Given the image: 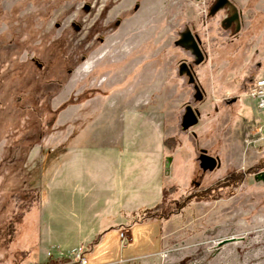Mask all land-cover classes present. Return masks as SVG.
Listing matches in <instances>:
<instances>
[{"label":"rangeland","instance_id":"1","mask_svg":"<svg viewBox=\"0 0 264 264\" xmlns=\"http://www.w3.org/2000/svg\"><path fill=\"white\" fill-rule=\"evenodd\" d=\"M214 1L0 0V264H72L46 254L79 247L88 264H264V0H230L235 37ZM186 28L199 65L174 45ZM201 150L220 166L203 172Z\"/></svg>","mask_w":264,"mask_h":264},{"label":"water","instance_id":"2","mask_svg":"<svg viewBox=\"0 0 264 264\" xmlns=\"http://www.w3.org/2000/svg\"><path fill=\"white\" fill-rule=\"evenodd\" d=\"M220 1L218 0L216 5L211 8L210 15L215 14L218 10L223 8L225 5L231 6V4L226 1L225 5H220ZM231 10L234 12L236 11L235 7L231 6ZM230 22V21H228ZM236 22V21H235ZM200 41L197 37L193 36L190 29H185L184 32L180 33L179 39L175 42V46L179 47L185 51H188L191 53L192 57L194 58V65H199L204 61V55L201 52L199 48ZM179 75L186 76L188 78L189 84H195V78L192 74L191 70L188 68V66L185 63H181L179 66ZM195 90H198V86L196 85ZM196 99H201V96L197 97ZM198 117L199 112L192 109L191 106L185 107V112L182 117V128L183 130L187 131L191 127L195 126L198 123ZM199 161V167L203 172H212L217 168V162L218 160L216 158H213L207 154V151L201 150L200 155L198 157ZM171 162V159H167V163L165 165L166 170L169 168V163ZM254 179L256 182H262L264 183V172L258 173L254 176Z\"/></svg>","mask_w":264,"mask_h":264},{"label":"built area","instance_id":"3","mask_svg":"<svg viewBox=\"0 0 264 264\" xmlns=\"http://www.w3.org/2000/svg\"><path fill=\"white\" fill-rule=\"evenodd\" d=\"M250 97L254 102L255 108L260 115V121L264 126V78L254 80L252 82L250 85ZM120 240L122 248H125L131 242V238L127 234L126 229L120 231ZM84 251L83 247H79L67 257L62 256L59 249L50 248L46 255L48 258H53L55 261H60L62 258H69L72 260V264H88Z\"/></svg>","mask_w":264,"mask_h":264},{"label":"flooded vegetation","instance_id":"4","mask_svg":"<svg viewBox=\"0 0 264 264\" xmlns=\"http://www.w3.org/2000/svg\"><path fill=\"white\" fill-rule=\"evenodd\" d=\"M217 1H218V0H215V1L213 2L211 8H213V7L216 5ZM226 1H228V2L231 4V6L235 7V6L233 5V3H232L230 0H222V2L220 1V5H225V2H226ZM231 6L229 7V6L225 5L223 8H221L220 10H218L216 13L221 12V11H226V14H225L224 19H223V22H222V26H223V28H224L226 31L231 32L232 35L235 37V36H237V35L240 33V31H241L243 20H242V13H241V11L235 7L236 11L234 12L233 10H231ZM211 8H210V10H211ZM210 10H209V11H210ZM228 21H230V22H228ZM235 21H236V22H235ZM186 29H187V28H186ZM190 31H191V33L193 34V36H195V37L198 38V36L193 32V30H190ZM183 32H184V31H183ZM198 39H199V38H198ZM199 41H200V40H199ZM199 48H200L201 52L204 54L203 49H202L201 41H200V44H199ZM184 51H185V50H184ZM186 52L189 53V54L191 55L190 52H188V51H186ZM191 56H192V55H191ZM193 59H194V58H193ZM184 63L188 66V68L191 70L192 74L194 75V78H195V82H196V83H195V84H190V86H192V88H193V90H194V95H193V97H194V99H196L197 97L203 95V94H204V91H203L202 87L200 86V84H199V82H198V80H197L196 73H195V71H194L193 65H192V64H189V63H187V62H184ZM186 78H187V77H186ZM187 79H188V78H187ZM196 85L198 86L199 91H198V90H195ZM216 159L218 160V162H217V167H219V166H220L219 159H218V158H216ZM247 173H248V172H247ZM259 173H261V172H259ZM250 176H252V178L254 179V176H255V175H250ZM254 180H255V179H254Z\"/></svg>","mask_w":264,"mask_h":264},{"label":"crops","instance_id":"5","mask_svg":"<svg viewBox=\"0 0 264 264\" xmlns=\"http://www.w3.org/2000/svg\"><path fill=\"white\" fill-rule=\"evenodd\" d=\"M80 158V157H79ZM83 159H77V156L75 155V169L72 170L73 172H67L66 173V177H62L64 178L67 182L69 180H75V195H78L77 192L80 191L81 187H82V184H83V179H84V172H83V169H82V165L80 164V162H82ZM85 160V159H84ZM123 162L125 159H121ZM123 179V178H122ZM69 183V182H68ZM71 184H73V181L71 182ZM77 201V197H75V210H79L81 209L80 208V205L76 202ZM108 202V200L103 203V205H105L106 203ZM81 203V202H80ZM80 213L79 212H75V215L77 216V214ZM75 216V218H76ZM97 240V239H96ZM97 242V241H96ZM99 242V241H98ZM82 246V245H81ZM102 246V244L100 245V247ZM86 247H84V254L87 253L86 252ZM89 251L88 252H92L94 250V245H90L89 246ZM86 257V256H85Z\"/></svg>","mask_w":264,"mask_h":264},{"label":"trees","instance_id":"6","mask_svg":"<svg viewBox=\"0 0 264 264\" xmlns=\"http://www.w3.org/2000/svg\"><path fill=\"white\" fill-rule=\"evenodd\" d=\"M170 140H172V139H169V140H166L164 143H167L168 141H170ZM161 206L160 205H158L156 208H154L155 210H157V209H159ZM153 209V210H154ZM53 263V261H50V262H48L47 264H50V263ZM55 262V261H54Z\"/></svg>","mask_w":264,"mask_h":264}]
</instances>
